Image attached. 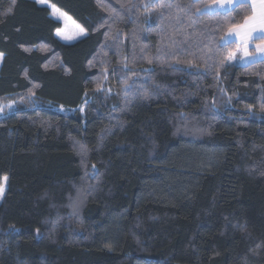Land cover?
I'll return each instance as SVG.
<instances>
[{
	"label": "trees",
	"instance_id": "trees-1",
	"mask_svg": "<svg viewBox=\"0 0 264 264\" xmlns=\"http://www.w3.org/2000/svg\"><path fill=\"white\" fill-rule=\"evenodd\" d=\"M46 1L84 35L0 0V264H264V58L222 41L250 5Z\"/></svg>",
	"mask_w": 264,
	"mask_h": 264
},
{
	"label": "rangeland",
	"instance_id": "rangeland-1",
	"mask_svg": "<svg viewBox=\"0 0 264 264\" xmlns=\"http://www.w3.org/2000/svg\"><path fill=\"white\" fill-rule=\"evenodd\" d=\"M38 5H41V6H46L49 8L50 10V13H51V16L58 20L60 22V27L58 29L55 30L54 34L55 36L61 40L62 42H65V43H68V42H73L79 38H81L83 35H84V32L83 30L70 18V16H68L66 13L58 10L55 6H53L52 4H50L48 1L46 0H34ZM215 2V1H214ZM213 2V3H214ZM224 6V2H221ZM209 6V5H208ZM222 8L223 10L224 7H220ZM232 8V7H231ZM230 8V9H231ZM205 10V9H204ZM229 10V9H227ZM207 11V10H206ZM213 11H216V10H211V11H208V12H213ZM258 11V10H257ZM258 24V23H257ZM240 26V25H239ZM233 28H236L238 29L237 31V36L240 38V36L242 35V38L245 37V32L248 31V28H238L237 26L236 27H233ZM229 31V30H228ZM227 31V32H228ZM244 34V35H243ZM226 35V34H225ZM230 36H227L226 38H222V41L223 43H227L230 41L229 39ZM261 39L260 42H262L264 39L262 38H259ZM255 40H258L255 39ZM254 40V41H255ZM260 42H253V43H260ZM252 47V46H251ZM242 51L246 54L247 51L248 52H252V49H248L246 50L245 48L241 49L240 46L238 47L237 50L233 51L231 54L228 55L227 59H226V63L227 64H234V65H238L240 64L241 62H245L242 60V57H241V53ZM260 54V48L257 47V54H256V57L259 56ZM1 56L2 54L0 53V64H1ZM249 59H251V57L249 56ZM15 108V104L14 102L12 101H5V102H0V116L3 115V114H6V113H9L11 111H13ZM58 109L59 111H67L66 109H63V108H56ZM82 109V108H81ZM70 111V110H69ZM6 177H3L1 179V183H0V189H2V195H0V202L2 200V196L4 194V190H5V186H6Z\"/></svg>",
	"mask_w": 264,
	"mask_h": 264
},
{
	"label": "crops",
	"instance_id": "crops-1",
	"mask_svg": "<svg viewBox=\"0 0 264 264\" xmlns=\"http://www.w3.org/2000/svg\"><path fill=\"white\" fill-rule=\"evenodd\" d=\"M221 2H224V6ZM239 2H240V0H215V2L210 4L209 6H207L205 8V10H207V11H211V10L226 11L227 9H230L231 7H233L235 4H237ZM248 4L250 5L251 10H252V13H251V16H252L254 11L258 10V7L254 9L252 0H248ZM220 7H224L225 10H223ZM244 23H245V20L241 25H243ZM246 28H248V31L245 32L246 36L243 38H242V35L240 36V38L237 36L238 29H236V28H231V29H235V30L234 31L229 30L226 33V35L224 36V38H226L227 36H230L229 42L235 43L238 47L240 46L241 49H243V48H245L246 50H248L250 48L252 49V52L247 51L246 54L242 51L241 57H242V60L245 62H243V63L241 62L238 65H245L249 62H253V61L264 58V50H262V49H264V40L260 43H253V41L255 39L261 38V34H262V32H264V29H262L259 24H256L254 27L249 25ZM262 39H264V38H262ZM257 47L260 48V54H259V56L256 57ZM249 56L251 57V59H249Z\"/></svg>",
	"mask_w": 264,
	"mask_h": 264
},
{
	"label": "snow or ice",
	"instance_id": "snow-or-ice-1",
	"mask_svg": "<svg viewBox=\"0 0 264 264\" xmlns=\"http://www.w3.org/2000/svg\"><path fill=\"white\" fill-rule=\"evenodd\" d=\"M241 3H248V0H240ZM254 9L258 7V11H254L253 15L245 19L243 25L237 26L238 28H246L249 25L255 26L257 23L262 29H264V0H252ZM235 29H230L234 31ZM261 38H264V32L261 34ZM264 50V49H262ZM6 179V178H5ZM2 189H0V195H2Z\"/></svg>",
	"mask_w": 264,
	"mask_h": 264
}]
</instances>
